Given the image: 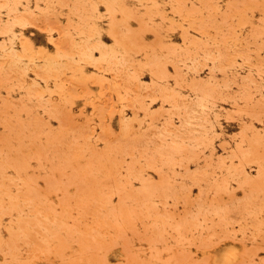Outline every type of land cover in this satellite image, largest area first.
<instances>
[{"label":"rangeland","instance_id":"374dc122","mask_svg":"<svg viewBox=\"0 0 264 264\" xmlns=\"http://www.w3.org/2000/svg\"><path fill=\"white\" fill-rule=\"evenodd\" d=\"M0 264H264V0H0Z\"/></svg>","mask_w":264,"mask_h":264}]
</instances>
